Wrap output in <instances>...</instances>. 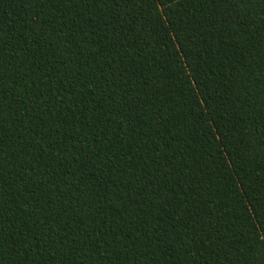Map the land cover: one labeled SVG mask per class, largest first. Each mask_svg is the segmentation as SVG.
Wrapping results in <instances>:
<instances>
[{"label":"trees","instance_id":"1","mask_svg":"<svg viewBox=\"0 0 264 264\" xmlns=\"http://www.w3.org/2000/svg\"><path fill=\"white\" fill-rule=\"evenodd\" d=\"M0 264H264V0H0Z\"/></svg>","mask_w":264,"mask_h":264}]
</instances>
